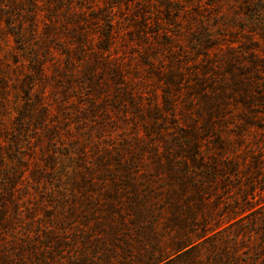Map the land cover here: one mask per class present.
<instances>
[{"label":"rangeland","instance_id":"obj_1","mask_svg":"<svg viewBox=\"0 0 264 264\" xmlns=\"http://www.w3.org/2000/svg\"><path fill=\"white\" fill-rule=\"evenodd\" d=\"M0 264H264V0H0Z\"/></svg>","mask_w":264,"mask_h":264}]
</instances>
